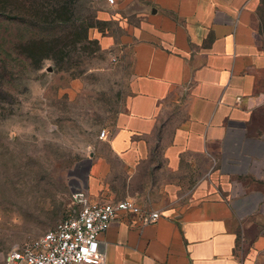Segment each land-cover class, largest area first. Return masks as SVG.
Listing matches in <instances>:
<instances>
[{
    "label": "crops",
    "instance_id": "crops-1",
    "mask_svg": "<svg viewBox=\"0 0 264 264\" xmlns=\"http://www.w3.org/2000/svg\"><path fill=\"white\" fill-rule=\"evenodd\" d=\"M263 5L117 1L112 19L119 44L132 50L133 92L90 154L83 192L89 202L126 200L137 211L100 237L105 264H264V213L240 218L229 176L215 170L185 190L178 178L186 157L221 156L231 127L264 107ZM145 211L159 218L143 224Z\"/></svg>",
    "mask_w": 264,
    "mask_h": 264
},
{
    "label": "rangeland",
    "instance_id": "rangeland-1",
    "mask_svg": "<svg viewBox=\"0 0 264 264\" xmlns=\"http://www.w3.org/2000/svg\"><path fill=\"white\" fill-rule=\"evenodd\" d=\"M117 1L61 0L53 25L45 16L34 25L0 15V264L69 215L100 133L112 129L133 92L132 50L119 44L112 19ZM215 170L229 176L241 219L264 213V107L231 127L221 156L186 157L182 189Z\"/></svg>",
    "mask_w": 264,
    "mask_h": 264
},
{
    "label": "built area",
    "instance_id": "built-area-1",
    "mask_svg": "<svg viewBox=\"0 0 264 264\" xmlns=\"http://www.w3.org/2000/svg\"><path fill=\"white\" fill-rule=\"evenodd\" d=\"M114 5V0H108ZM105 132L99 138L103 139ZM129 201L92 203L84 192L72 197L69 215L52 230L8 252L3 264H105L100 237L120 215L136 212ZM143 224L155 223L158 212H142Z\"/></svg>",
    "mask_w": 264,
    "mask_h": 264
},
{
    "label": "trees",
    "instance_id": "trees-1",
    "mask_svg": "<svg viewBox=\"0 0 264 264\" xmlns=\"http://www.w3.org/2000/svg\"><path fill=\"white\" fill-rule=\"evenodd\" d=\"M60 2L61 0H0V15L9 19L13 14H17L19 18L31 19L34 25L38 24L41 16H45L51 20L50 25H53L58 21ZM43 24L46 22L44 21Z\"/></svg>",
    "mask_w": 264,
    "mask_h": 264
}]
</instances>
